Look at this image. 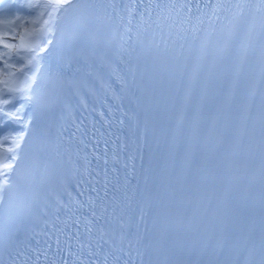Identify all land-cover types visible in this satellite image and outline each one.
<instances>
[{"label": "snow or ice", "instance_id": "6c2138e0", "mask_svg": "<svg viewBox=\"0 0 264 264\" xmlns=\"http://www.w3.org/2000/svg\"><path fill=\"white\" fill-rule=\"evenodd\" d=\"M0 218V264H264V0H0Z\"/></svg>", "mask_w": 264, "mask_h": 264}, {"label": "rangeland", "instance_id": "374dc122", "mask_svg": "<svg viewBox=\"0 0 264 264\" xmlns=\"http://www.w3.org/2000/svg\"><path fill=\"white\" fill-rule=\"evenodd\" d=\"M3 2H4V3H7L8 0H3ZM18 2H19V3H22V2H24V0H18Z\"/></svg>", "mask_w": 264, "mask_h": 264}, {"label": "bare ground", "instance_id": "6f19581e", "mask_svg": "<svg viewBox=\"0 0 264 264\" xmlns=\"http://www.w3.org/2000/svg\"><path fill=\"white\" fill-rule=\"evenodd\" d=\"M2 221V218H0V222ZM0 243H1V240H0Z\"/></svg>", "mask_w": 264, "mask_h": 264}]
</instances>
